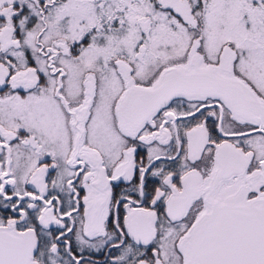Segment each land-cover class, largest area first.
<instances>
[{"label":"snow or ice","instance_id":"obj_1","mask_svg":"<svg viewBox=\"0 0 264 264\" xmlns=\"http://www.w3.org/2000/svg\"><path fill=\"white\" fill-rule=\"evenodd\" d=\"M0 264H264V0H0Z\"/></svg>","mask_w":264,"mask_h":264}]
</instances>
